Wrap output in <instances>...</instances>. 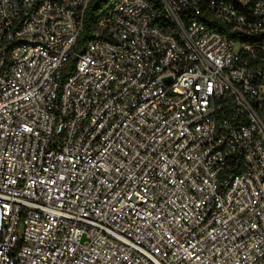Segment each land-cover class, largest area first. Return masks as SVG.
Instances as JSON below:
<instances>
[{
	"label": "built area",
	"instance_id": "1",
	"mask_svg": "<svg viewBox=\"0 0 264 264\" xmlns=\"http://www.w3.org/2000/svg\"><path fill=\"white\" fill-rule=\"evenodd\" d=\"M90 2L0 0V264H264V0Z\"/></svg>",
	"mask_w": 264,
	"mask_h": 264
},
{
	"label": "trees",
	"instance_id": "2",
	"mask_svg": "<svg viewBox=\"0 0 264 264\" xmlns=\"http://www.w3.org/2000/svg\"><path fill=\"white\" fill-rule=\"evenodd\" d=\"M110 1L111 0H91V2L89 3L85 13L84 24L81 32L79 33L75 46V50L77 52H82L86 44L97 33H104V31H101L100 28H98L97 26L96 16L99 10L103 7V5ZM211 24L217 26L220 30H222L228 36L229 39L254 47L255 52L258 54V56L264 57V50L261 49V47L264 45V29L250 34H246L240 31H233L229 25L224 24L216 19H212ZM75 60V57L70 59L68 63L67 72L72 70V68L74 67ZM250 61L252 64L257 63V59H251ZM67 74L68 73H65V76Z\"/></svg>",
	"mask_w": 264,
	"mask_h": 264
}]
</instances>
